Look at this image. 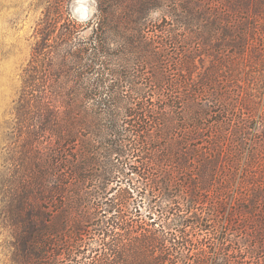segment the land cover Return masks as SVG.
I'll return each instance as SVG.
<instances>
[{"label":"trees","instance_id":"obj_1","mask_svg":"<svg viewBox=\"0 0 264 264\" xmlns=\"http://www.w3.org/2000/svg\"><path fill=\"white\" fill-rule=\"evenodd\" d=\"M97 1L93 41L60 0L23 70L2 183L11 264H264V212L235 221L264 208V106L254 83L239 90L242 71L264 76V0L177 4L150 26ZM117 23L131 37L113 49Z\"/></svg>","mask_w":264,"mask_h":264},{"label":"rangeland","instance_id":"obj_2","mask_svg":"<svg viewBox=\"0 0 264 264\" xmlns=\"http://www.w3.org/2000/svg\"><path fill=\"white\" fill-rule=\"evenodd\" d=\"M119 3L120 13L125 20L145 16L143 23L149 26L159 24L163 18L167 17L177 4H188L198 14H208L214 8V2L218 0H144L151 1L149 9L139 14L143 0H116ZM220 1V0H219ZM60 0H0V264H11L12 242L11 233L5 226L3 208L2 183L5 180L9 163L6 157L15 139L12 134L14 108L19 98L22 86L23 70L31 59L33 49L39 40L38 30L40 29L46 15L51 14L59 8ZM97 0H65L66 9L80 23L85 25V29L80 34L81 38L91 42L97 36L94 32L95 22H97L98 6ZM93 24V26H92ZM127 28V27H126ZM131 32L117 23L112 26L106 34L109 45L116 49L118 44L123 41V35L131 37ZM152 36V35H150ZM207 47H204L203 55H197V71L195 80L198 82V75L203 76L207 69L212 66L214 55ZM173 72V71H172ZM178 74V67H175ZM184 73V72H183ZM186 73V71H185ZM184 73V74H185ZM240 92L247 87V84L254 83L252 94L255 100L261 101L260 114L264 106V76L255 79L254 74L248 70L242 71ZM246 156V154H245ZM220 217L224 220L231 213L230 202L225 209H219ZM264 212V208L247 206L239 208L238 217L235 219L237 224H245L252 213ZM255 213V214H256ZM245 234L237 233L235 239L245 238Z\"/></svg>","mask_w":264,"mask_h":264}]
</instances>
